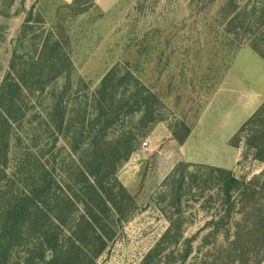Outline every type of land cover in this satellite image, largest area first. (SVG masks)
I'll return each instance as SVG.
<instances>
[{
  "label": "rangeland",
  "instance_id": "rangeland-1",
  "mask_svg": "<svg viewBox=\"0 0 264 264\" xmlns=\"http://www.w3.org/2000/svg\"><path fill=\"white\" fill-rule=\"evenodd\" d=\"M229 1L0 0V86L15 49L19 55L36 53V40L23 46L19 41L31 10L34 27L43 17L73 61L71 78L59 81L69 111L65 129L47 130L44 120L37 118L43 123L40 129L34 122L22 130L35 133L30 143L42 147L46 159L54 154L65 161L60 173L69 170L70 141L74 146L85 142V137L69 132V122L84 115L88 95L110 70L116 69L120 83L108 84L109 90L120 97L130 90L132 76L141 82V92L145 86L157 96L129 117L128 111L135 110L125 105V98L114 101L115 108L119 104L124 108L106 137L114 139L128 128L139 135L134 152L117 171L134 204L99 264H141L160 241L170 225L166 212L177 211V206L167 210L163 202L164 182L180 164L224 168L241 180L264 171V162L257 159V154L264 157V111L240 131L264 104V57L247 43L237 47L233 34L226 32L222 9ZM248 2L238 0V5ZM261 47L264 52V43ZM10 171L0 184V234L6 238L0 251L7 264H21L29 243L26 230L17 234L16 217L3 212L11 205L34 206L9 203L11 193L23 195L32 179L27 168L21 174L13 167ZM256 187L254 195L250 192L239 202L255 206L252 213L238 208L232 227L208 225L217 190L194 185L185 191L181 215L185 238L192 242L184 264H264V224L250 229L263 217L264 181ZM180 248L186 251L182 242ZM171 251L166 248L161 254V264H183L179 253L169 257Z\"/></svg>",
  "mask_w": 264,
  "mask_h": 264
},
{
  "label": "trees",
  "instance_id": "trees-1",
  "mask_svg": "<svg viewBox=\"0 0 264 264\" xmlns=\"http://www.w3.org/2000/svg\"><path fill=\"white\" fill-rule=\"evenodd\" d=\"M33 13L31 10L26 18L19 41L23 46L29 40H36V53L25 51L19 55V50L15 49L0 86V148H4L0 149V184L6 182L10 168L17 169L19 174L27 168L32 184H28L23 195L12 192L8 199L9 203H34V206L11 205L3 215L16 217L17 234L26 230L24 237L29 243L21 264H99L98 259L116 240L134 204V198L118 179L117 171L134 152L139 135L128 128L118 131L114 139L106 137L105 132L124 108L121 104L115 108L114 101L118 99L121 103L125 98V105L135 110L128 111L129 117L142 111L157 96L145 86L141 92L138 88L141 82L132 76L130 90L120 97L114 89L109 90L108 84L114 85L115 80L120 83L116 69L110 70L88 95L84 115L75 116L69 122V132L85 137V142L74 146L73 139L70 141L69 170L60 173L65 161L54 154L51 155L53 159H46L41 154L42 147L30 143L35 133L22 130L34 122L40 129L43 123H38L37 118L44 120L47 130L61 132L65 129L69 111L64 102V87L59 86V81L70 79L75 67L66 47L47 27L43 17L36 20L39 27H34ZM222 15L226 20V32L233 34L236 46L247 43L264 57L261 47L264 43V0H249L243 7H239L238 0H231L222 9ZM33 30L37 34L31 35ZM37 98L41 99L38 103ZM262 110L264 104L240 131H244ZM33 112L36 114L34 121ZM23 144L29 146L23 148ZM257 159L264 162L260 154ZM261 180L264 181V171L253 179L241 180L224 168L180 164L165 180L163 191L167 210L177 206V211L166 212L170 225L141 264H161L158 258L166 248L172 250L169 257L179 253L183 264L190 256L187 246H191L192 240L185 238L181 215L185 191H191L194 185L217 190L216 207L212 205L208 225L232 227L238 208L252 213L255 206L239 202L250 192L254 195ZM261 216L260 221L251 224L252 231L260 223L264 224V208ZM39 220H42L41 227ZM2 235L0 242L6 240ZM181 242L185 252L180 248ZM1 262L7 264L0 251Z\"/></svg>",
  "mask_w": 264,
  "mask_h": 264
},
{
  "label": "crops",
  "instance_id": "crops-1",
  "mask_svg": "<svg viewBox=\"0 0 264 264\" xmlns=\"http://www.w3.org/2000/svg\"><path fill=\"white\" fill-rule=\"evenodd\" d=\"M67 1H72V0H67Z\"/></svg>",
  "mask_w": 264,
  "mask_h": 264
}]
</instances>
